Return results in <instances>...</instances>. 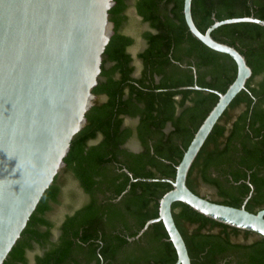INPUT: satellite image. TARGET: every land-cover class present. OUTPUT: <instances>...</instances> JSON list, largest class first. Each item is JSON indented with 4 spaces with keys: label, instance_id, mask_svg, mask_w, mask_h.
<instances>
[{
    "label": "trees",
    "instance_id": "trees-1",
    "mask_svg": "<svg viewBox=\"0 0 264 264\" xmlns=\"http://www.w3.org/2000/svg\"><path fill=\"white\" fill-rule=\"evenodd\" d=\"M114 1L109 10L114 34L92 90L96 100L86 114L87 123L71 141L65 167L44 192L3 264L176 260L161 222L135 237L146 221L157 217L158 200L171 188L160 179L173 180L174 166L217 101L215 94L190 87L223 93L236 66L229 56L190 35L183 0ZM131 7L140 24L147 26L139 35L144 47L134 56L128 52L134 38L121 31ZM191 14L203 33L214 20H264V0H192ZM211 36L242 54L252 74L246 90L232 100L205 140L186 185L198 196L239 208L250 191L249 182L253 189L245 209L256 213L264 209V27L224 25ZM129 141L138 143L140 150H128L124 145ZM70 182L86 201L79 207L70 203L57 223L51 216ZM203 186L212 190L210 195L199 193ZM171 210L191 264H264L263 237L214 222L179 202Z\"/></svg>",
    "mask_w": 264,
    "mask_h": 264
},
{
    "label": "water",
    "instance_id": "water-1",
    "mask_svg": "<svg viewBox=\"0 0 264 264\" xmlns=\"http://www.w3.org/2000/svg\"><path fill=\"white\" fill-rule=\"evenodd\" d=\"M191 2L183 0L182 6L188 32L207 48L229 56L236 73L223 93L190 87L215 94L217 101L174 166L173 180L160 179L171 188L158 200L157 217L138 232L139 236L161 222L176 254L173 264H191L172 216L176 202L214 222L264 238V209L256 213L245 209L253 189L249 182L250 191L239 208L198 196L186 185L205 140L232 100L246 90L252 74L245 57L233 46L214 40L211 32L237 23L264 27V20L253 16L214 20L202 33L193 21ZM114 4V0H0V264L65 167L71 141L87 123L86 114L96 100L92 90L114 34L109 19Z\"/></svg>",
    "mask_w": 264,
    "mask_h": 264
},
{
    "label": "rangeland",
    "instance_id": "rangeland-1",
    "mask_svg": "<svg viewBox=\"0 0 264 264\" xmlns=\"http://www.w3.org/2000/svg\"><path fill=\"white\" fill-rule=\"evenodd\" d=\"M127 16L128 20L126 21L125 25L122 28V33L128 36H131L134 38L135 43L132 47L129 48V53L134 56L137 52L141 51L144 47V43L139 37L140 33L147 29L146 25H142L139 22V19L137 16L134 14V11L131 8L127 11ZM136 66V73H138L139 70V63L135 62ZM126 124L128 121L125 122ZM132 149L137 150V147L135 145H131ZM64 194L62 196V203L61 206L57 209L55 213H53L52 218L58 222L61 217L63 216L64 213H67L68 210L70 209L68 206L70 203L73 204V206H78L84 202V199H80L78 201V191L77 187L74 183L70 182L68 185L65 186L64 188ZM210 192L212 190L207 187H200L199 188V193L201 195H210ZM80 195V194H79ZM69 208V209H68Z\"/></svg>",
    "mask_w": 264,
    "mask_h": 264
},
{
    "label": "flooded vegetation",
    "instance_id": "flooded-vegetation-1",
    "mask_svg": "<svg viewBox=\"0 0 264 264\" xmlns=\"http://www.w3.org/2000/svg\"><path fill=\"white\" fill-rule=\"evenodd\" d=\"M138 18V17H137ZM139 19V18H138ZM142 25H144V24H142ZM147 27V26H146ZM146 30V29H145ZM128 121V120H127ZM129 122V121H128ZM168 131V127L165 129V132H167ZM131 145H135L136 147H137V150H134V149H132V147H131ZM128 150H130V151H132V152H138L139 150H140V148H139V145H138V143H136V142H134V141H129V142H127L125 145H124ZM122 171H125V170H123L122 169ZM80 194V195H79ZM79 194H78V201L82 198V199H84V201H86V196L84 195V194H81L80 192H79ZM105 196L106 197H108L109 196V194L108 193H105ZM206 198H208L209 199V197L208 196H206ZM119 199V197L118 198H116V199H114L113 200V202H115V201H117ZM84 203V202H83ZM81 205V204H80ZM77 207H79V205L77 206ZM53 215V214H52ZM62 218V217H61ZM51 219H53L52 218V216H51ZM54 220V219H53ZM60 221V220H59ZM59 221L57 222V223H59ZM140 236V235H139ZM138 235H137V237H135V238H138L139 237ZM52 239H54L55 237H56V233L54 232L53 234H52ZM129 240V242H131L132 241V239H128ZM35 250H40L39 248H36L35 247ZM33 253V252H32ZM31 263V262H30ZM82 263V262H81ZM92 264V263H91Z\"/></svg>",
    "mask_w": 264,
    "mask_h": 264
}]
</instances>
